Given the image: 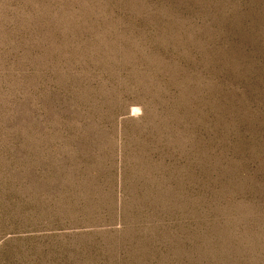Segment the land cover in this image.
Here are the masks:
<instances>
[{"label": "rangeland", "instance_id": "rangeland-1", "mask_svg": "<svg viewBox=\"0 0 264 264\" xmlns=\"http://www.w3.org/2000/svg\"><path fill=\"white\" fill-rule=\"evenodd\" d=\"M0 264H264V0H0Z\"/></svg>", "mask_w": 264, "mask_h": 264}]
</instances>
